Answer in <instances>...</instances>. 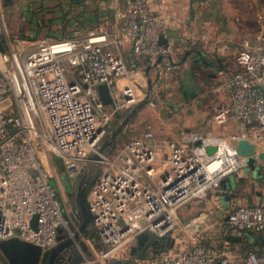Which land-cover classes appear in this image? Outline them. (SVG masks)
Wrapping results in <instances>:
<instances>
[{"label":"built area","instance_id":"2783aa9c","mask_svg":"<svg viewBox=\"0 0 264 264\" xmlns=\"http://www.w3.org/2000/svg\"><path fill=\"white\" fill-rule=\"evenodd\" d=\"M150 1H128L121 32L135 57L153 60L175 48L159 42L164 32ZM0 43V240L18 238L43 250L57 243L67 224L51 182L58 158L68 178L84 163L100 168L85 196L97 235L94 262L264 264V200L252 196L249 203L222 183L247 167L236 143L246 139L258 151L264 139V32L242 42L234 69L223 74L225 99L213 107V127L235 131L189 130L179 141L134 137L110 155L97 148L106 125L118 107L137 98L136 72L123 57L89 35L42 41L21 58L5 39L1 13ZM66 66L77 71L75 79ZM121 77L127 84L114 91ZM100 85L110 90V108L100 99ZM192 202L201 210L180 221V209ZM167 237L172 245L162 251L160 239ZM246 245L255 248L244 251Z\"/></svg>","mask_w":264,"mask_h":264},{"label":"rangeland","instance_id":"374dc122","mask_svg":"<svg viewBox=\"0 0 264 264\" xmlns=\"http://www.w3.org/2000/svg\"><path fill=\"white\" fill-rule=\"evenodd\" d=\"M72 1L0 0L4 34L9 47L17 52L21 58H24L34 51L42 41L58 44L87 37L89 27L82 28L74 21H69V18L71 19L72 15L77 13L76 9L78 8ZM236 53L225 57L228 71H232L235 67ZM206 59L211 60L212 56L208 54ZM66 68L67 76L70 79H75L77 71L69 66ZM183 70L186 71V74H194V85L188 84L187 81L176 83L172 81L168 85L158 84L156 86L151 83L150 87L146 86L145 82H140L139 85L135 83L137 94L135 102L129 106H120L114 111L97 148L108 143L106 147L109 146V148L105 151V155H110L127 140L134 137H147L152 142L164 139L179 141L183 134L189 130L200 132L212 130L215 133L225 134L235 131L230 128L231 125L213 127L211 123L213 107L225 99V93L222 89L223 76L217 75V70L208 68L200 62L196 65H190L186 69L183 67ZM208 74L213 76L208 77ZM111 104L108 105V108L111 107ZM138 105L140 106L136 108ZM116 131L118 133L115 140L112 141V135ZM110 142L113 143L109 145ZM260 147L263 148L262 145ZM58 166L59 169L56 168V173H53L54 176H60V171L63 172L64 170L59 159ZM99 170L98 166L90 167L84 163L78 175L68 179L72 182L76 181V189H84V195H86L89 185H86L85 180L91 181L99 173ZM236 173V176H245L243 182L247 181V173L244 169L239 168ZM63 176L68 177L65 170ZM80 181L83 183L77 184ZM258 185L263 190V183L259 182ZM63 198L66 212L65 221L67 222L64 231L69 233L68 236H72L77 230V225L74 224L75 221L70 217L69 212L72 203H76V207L79 209L77 196L64 194ZM201 208L202 206L198 205V202H192L182 207L179 211L180 221L194 217ZM89 229L90 227L88 233L85 232L83 236L81 235V240L90 254H84L85 258L79 264H87V261L99 264L93 260V250L97 248V235L91 240Z\"/></svg>","mask_w":264,"mask_h":264},{"label":"crops","instance_id":"0c3cea01","mask_svg":"<svg viewBox=\"0 0 264 264\" xmlns=\"http://www.w3.org/2000/svg\"><path fill=\"white\" fill-rule=\"evenodd\" d=\"M128 1L81 0L78 4L72 2L78 7L77 12L84 13L87 20H94L90 26L88 22L86 28H91L87 35H93L95 39L102 41L106 48L121 55L128 68L136 72L133 81L138 85L140 82H145L149 87V81L153 86L168 85L172 81L175 83L187 81L188 84L194 85V74H186L183 67L186 69L198 62L217 70V75L224 77L225 71L218 69L227 68L225 57L236 53L244 40L256 38L264 32V0H151V12L164 32L162 38L164 42L172 44L175 51L168 56H158L153 60L147 57H135L130 40L121 32L128 10ZM208 54L212 56L211 60L206 59ZM159 57H162L160 62L147 73V69ZM211 76L213 75L208 74V77ZM126 84L127 78L121 77L117 79L113 90L119 91ZM196 117L198 119V114ZM261 145L263 148L260 147ZM261 145L258 147V152H264V139ZM52 163L51 182L55 186L65 220L64 194L77 196L78 189L75 186L76 181L72 182L68 177L63 176L64 170L63 172L59 170L60 176H54L56 168L59 169L58 158H54ZM240 177L245 176L235 175L230 180L232 188L237 186L245 189L248 180L242 183L239 181ZM223 188L230 190L227 185ZM77 212L76 203H72L70 217L77 220ZM64 228V226L60 227L59 236L69 234ZM93 238L95 236L90 239Z\"/></svg>","mask_w":264,"mask_h":264},{"label":"water","instance_id":"95a60500","mask_svg":"<svg viewBox=\"0 0 264 264\" xmlns=\"http://www.w3.org/2000/svg\"><path fill=\"white\" fill-rule=\"evenodd\" d=\"M81 0H73L75 4H78ZM160 43H165L163 38L160 37L159 40ZM3 45L0 43V52L3 51ZM162 57H159L156 62L151 65L147 69V73L150 68L156 67V65L160 62ZM151 86V83L149 81V87ZM98 93L100 96V99L103 104H110L112 102V96L110 93V90L105 85L98 86ZM140 105H138L136 108H138ZM118 131L114 132L112 135V141L115 140L116 134ZM113 142H110L109 145H111ZM108 144V143H107ZM107 144H103L100 148V151L105 152L108 148L106 147ZM208 152H211L213 150L212 147L207 148ZM236 151L239 155L245 157L247 162V167L245 168V171L250 173L251 181H249V189H240L237 188V186H231V179L235 177V173H231L228 176L225 177V179L222 180V183L224 186L227 185V187L230 189V192L234 195H246L248 202H251L252 196H264V188L262 189H256V185L259 184V182L264 184V152L263 151H257L256 145L252 142H249L246 139L239 140L236 143ZM258 158V161L256 160ZM245 177H240L239 181H245ZM227 183V184H226ZM85 190L79 189L77 193V200L79 203L80 208L85 213L86 218L81 226L80 229L85 227V225L88 222V216L90 217V213L87 209V206L85 204ZM35 221L36 216L33 217L31 221V225L33 228H35ZM70 225V223H69ZM66 235L58 236V240L64 239ZM90 238L92 239V235H90ZM145 238L144 235L138 236L137 242L139 245H142L143 239ZM160 242H162V251H166L169 247L172 245L171 238L167 237L165 239H160ZM257 243V242H256ZM66 244V243H65ZM64 244V245H65ZM49 250H43L41 247L36 246L32 243L20 240L18 238H10L5 240H0V260L3 264H6V261L9 264H36V261L40 257L45 258L46 254L50 252ZM75 253L78 255L75 262L73 264H79L83 258H85L84 254H90L88 251V248L84 243H81L80 250H75ZM141 257H143V253L140 254ZM111 264H122L120 261H115ZM123 264H129L128 262H124Z\"/></svg>","mask_w":264,"mask_h":264},{"label":"flooded vegetation","instance_id":"af4514ba","mask_svg":"<svg viewBox=\"0 0 264 264\" xmlns=\"http://www.w3.org/2000/svg\"><path fill=\"white\" fill-rule=\"evenodd\" d=\"M94 178L91 181L85 180L86 185L90 186V184L92 183ZM81 183H83V182L80 181L77 184H81ZM78 205H79V203H78ZM77 217H78L77 220L72 218L75 221L74 224L77 225L76 226L77 227L76 232L72 236L66 235L67 238L58 240L57 243L51 248V250H49L50 252H48L46 254L45 258L40 257L38 259V261H36V264H73L75 262V260L78 256L75 253V250H80L81 243H83V241L81 240V238H82L81 235L83 236V233H85V232L88 233L89 227H90V229H89L90 235H92V236L96 235L95 229L92 225L91 216L90 217L88 216L89 220H88L87 224L85 225V227L80 229L85 218H86V215L82 211L80 206H79V209L77 212ZM72 223L73 222L71 221V224ZM0 264H3L1 260H0ZM6 264H9V263L6 261Z\"/></svg>","mask_w":264,"mask_h":264},{"label":"trees","instance_id":"16d2710c","mask_svg":"<svg viewBox=\"0 0 264 264\" xmlns=\"http://www.w3.org/2000/svg\"><path fill=\"white\" fill-rule=\"evenodd\" d=\"M83 14L84 13H82V12L81 13L80 12H77L76 14L72 15L71 19L69 18V21L70 22H73L74 21L75 23H77L82 28L83 27H86L88 25V22H89V26H90V24L93 23L94 20H91V19L90 20H87V18H85ZM89 28H91V27H89ZM5 39L7 40L6 36H5ZM199 54L202 55L201 53H199ZM218 70L225 71V72L228 71L227 68H224V67H221ZM230 128L232 129V127H230ZM254 248H255L254 245H246V246L242 247V249L244 251L253 250Z\"/></svg>","mask_w":264,"mask_h":264}]
</instances>
